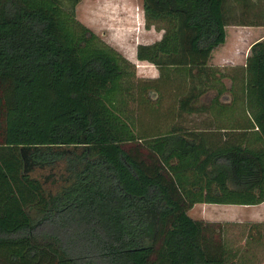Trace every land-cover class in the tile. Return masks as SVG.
I'll return each instance as SVG.
<instances>
[{"label": "trees", "instance_id": "1", "mask_svg": "<svg viewBox=\"0 0 264 264\" xmlns=\"http://www.w3.org/2000/svg\"><path fill=\"white\" fill-rule=\"evenodd\" d=\"M80 1L0 0V264L251 263L264 222L239 247L189 210L264 202V38L243 65L211 63L230 24L262 25L246 20L259 1L237 16L229 0H143L164 31L137 47L150 79L78 19ZM144 111L168 129L140 132ZM59 164L55 193L31 174Z\"/></svg>", "mask_w": 264, "mask_h": 264}, {"label": "rangeland", "instance_id": "2", "mask_svg": "<svg viewBox=\"0 0 264 264\" xmlns=\"http://www.w3.org/2000/svg\"><path fill=\"white\" fill-rule=\"evenodd\" d=\"M258 1V5H252L251 9L248 10L246 20L262 23V25L230 24L227 27V46L229 48L234 47L237 38L241 39L243 45L247 47H251L254 42L262 39L261 35L264 33V0ZM229 3L234 5V12L237 16L243 12V6L237 0H229ZM76 13L81 22L136 64L139 79L159 77L160 71L157 66L148 62H139L140 60L138 61L136 56L139 44L154 43L161 39L164 33L155 27L151 29L146 27L143 0H81L76 7ZM260 16L263 17L260 18ZM246 60L221 63L226 64L225 68H230L234 64L246 63ZM225 82L228 87L231 86L230 79H226ZM209 98L210 96H207L205 100L208 101ZM168 102H171L168 98L163 100V104ZM158 103L162 104V100ZM157 113L147 111L142 113L138 120L140 132L154 134L168 129L167 125L163 123L164 119L162 117H160L161 121L158 119ZM64 166L65 164L53 167H35L31 174L40 178L48 190L55 193L63 185L65 176H67ZM261 210H263L262 207L254 208L246 205L198 203L189 210V214L205 221L225 222L231 220L233 225L227 223V237L234 245L243 247L247 236V226L253 221L252 219L260 217L259 212ZM252 254L254 257L251 263L249 261V264H264V247L255 248L248 253L249 256Z\"/></svg>", "mask_w": 264, "mask_h": 264}, {"label": "crops", "instance_id": "3", "mask_svg": "<svg viewBox=\"0 0 264 264\" xmlns=\"http://www.w3.org/2000/svg\"><path fill=\"white\" fill-rule=\"evenodd\" d=\"M261 36H262L261 38L263 39L264 33ZM227 45H228V40H226L225 44L219 46L218 48H216L214 50L213 58L211 61V63L213 65L218 66V67H226V64H223L221 62H229L230 63V62H236L237 60L247 59L251 47H247L246 45H243V41L241 39H238V38L236 39L234 47L229 48ZM136 56H137V53H136ZM213 61H214V63H213ZM139 62L145 63L146 61H139ZM243 64H245V63L242 62L240 64H234L233 66L243 65ZM202 103L207 105V104H210V101L209 100L206 101L204 98V99H202ZM224 103L228 105L230 103V101L226 99L224 101ZM193 117H196L195 119H197V117H199L198 119H206V118L211 117V116L208 115L207 113H205L203 115H193V116L189 117V119H192ZM231 205H239V204H231ZM246 206L247 207L251 206L254 208H261L262 207L263 210H261L259 212L260 217L252 219L253 220L252 222H255V223L256 222H264V202L261 204H258V205H246ZM213 222H223V221H213ZM223 223H230V225L231 224L233 225V222H231V220L225 221ZM234 223H236V222H234Z\"/></svg>", "mask_w": 264, "mask_h": 264}]
</instances>
